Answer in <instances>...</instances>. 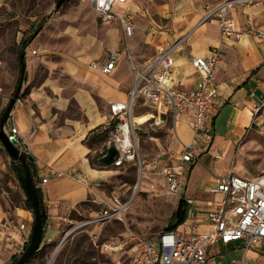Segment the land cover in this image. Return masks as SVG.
<instances>
[{
  "label": "crops",
  "instance_id": "0c3cea01",
  "mask_svg": "<svg viewBox=\"0 0 264 264\" xmlns=\"http://www.w3.org/2000/svg\"><path fill=\"white\" fill-rule=\"evenodd\" d=\"M222 1L129 0L127 8L135 14L134 34L129 39H125L116 23H98L96 29L91 27L90 31L84 30L79 16L65 24L53 19L55 17L44 18L32 41L23 48L25 80L21 97L12 111V119L20 140L27 144L31 152L27 160L45 206V243L55 242L65 228L76 223L75 213L96 214L97 211L93 210L97 208L98 199L111 196L105 188L112 187L115 173L91 163L92 147L85 141L99 128L109 125L110 104L126 101L132 76L124 56L116 62L115 70L109 75L92 69L90 62L103 60L109 51H123L125 46L137 61L146 62L155 53L143 51L145 46L154 47L148 43L147 33L151 28L166 26L157 23V20L171 22L169 31L175 38L191 30L182 44V52L175 54L174 77L180 89L193 90L199 80V75L190 64L191 56L207 57L215 47H220L221 52L216 72L218 113L214 116L211 140L206 149L203 145L195 146L199 161L192 166L187 187L179 199L183 198L186 202L187 218L176 231L185 237L189 211L206 209L219 200V196L210 191L217 178L229 172L245 177L239 174L244 167L240 154L264 147V42L253 37L221 42L218 25L214 21L194 28L205 7L211 8ZM231 16L237 29L254 27L264 31V2L237 4ZM79 21L81 24L78 25ZM184 21L186 24L182 28L180 24ZM40 22L33 20L25 28L21 39L25 33L35 30ZM30 46L31 51L27 52ZM11 96L10 90L0 87V117ZM259 107L262 108L256 113ZM177 130L181 141L188 143L191 130L185 116L180 118ZM171 148L173 152H178L180 146L177 140L172 139ZM161 154L166 162V153ZM220 162L226 165L221 167L218 165ZM155 178L159 185L161 178ZM43 179L48 180L46 184L41 183ZM114 192L113 186L111 194ZM24 194L23 191L25 199ZM179 201L175 204L170 201L173 204L172 213ZM27 210L18 209L28 218L31 211ZM4 215L0 203V218ZM206 229L205 224L198 226L200 232ZM25 232L29 237L30 231ZM213 247L217 253L219 247L232 253L229 264L234 257L238 262L242 258L238 244ZM213 247L208 249L209 260ZM246 262L263 264L262 250L250 249Z\"/></svg>",
  "mask_w": 264,
  "mask_h": 264
},
{
  "label": "built area",
  "instance_id": "2783aa9c",
  "mask_svg": "<svg viewBox=\"0 0 264 264\" xmlns=\"http://www.w3.org/2000/svg\"><path fill=\"white\" fill-rule=\"evenodd\" d=\"M128 1L88 0L97 20L103 25L116 23L121 27L125 39L132 38L135 29V14L127 8ZM249 2L264 0H224L211 8L205 7V12L194 28L214 21L218 25L221 42L243 37H253L264 42V31L254 27L237 29L232 19L231 12L235 5ZM190 32L175 38L165 26L151 28L146 37L148 43L154 45L155 53L144 63L137 61L125 46L123 51H109L103 60L89 64L92 69L109 75L115 70L116 62L124 56L131 72L132 85L126 101L110 104L109 124L118 120L113 140L119 152L111 166L120 167L127 160H132L139 167L138 182L127 200L121 203L119 192L98 199L102 212L96 223L103 224L114 216L123 220L122 213L140 193L145 173L161 178L160 194L156 193L157 185L149 186L155 192L154 196L177 203L187 187L192 166L199 161L195 146L203 145L206 149L211 140L213 119L219 109L216 72L221 62V52L220 47H215L207 57L191 56L190 64L199 75V80L193 90L180 89L174 77L175 54L182 52V44ZM261 108H256V113ZM137 109L152 112L149 120L154 118L156 123L164 120L171 122L169 132L171 138L178 141L180 149L178 152H165L168 157L166 162L163 161V154L147 157H141L138 153L131 154L134 148L132 134H135L132 118ZM183 116L187 118L191 130L188 143L181 141L177 130V124ZM13 121L11 113L6 125L7 140L28 158L31 152L27 144L20 140ZM3 148L0 143V149ZM47 181L43 179L41 183L46 184ZM210 191L218 195L219 200L206 209L194 208L189 211L185 237L176 230L165 228L157 236L146 239L128 232L120 244L109 242L106 249L122 250L130 245L137 253L134 264H208L210 247L232 244L240 245L242 250L240 262L234 257L232 264H253L246 262V254L252 248L261 249L264 257V171L250 178L229 172L217 178ZM200 224H205L208 229L200 232Z\"/></svg>",
  "mask_w": 264,
  "mask_h": 264
},
{
  "label": "rangeland",
  "instance_id": "374dc122",
  "mask_svg": "<svg viewBox=\"0 0 264 264\" xmlns=\"http://www.w3.org/2000/svg\"><path fill=\"white\" fill-rule=\"evenodd\" d=\"M56 1L0 0V87L10 90L12 95L19 75L18 52L22 33L33 20L41 21L47 18ZM76 16H79L84 23V30L92 31L91 27L96 29L100 23L88 0H67L59 9V13L58 11L51 13L50 18L55 17L53 19L63 21L65 24ZM157 23H163L171 30V22L163 19L157 20ZM185 24L184 21L180 25L183 28ZM153 50L154 47L145 46L143 51L149 54L153 53ZM30 51L31 46L27 52ZM150 113L152 112L137 109L134 111V117L150 116ZM170 127V121L164 120L156 123L154 118L144 124H135V134L134 136L132 134L134 148L131 154L138 153L141 157H147L172 151ZM103 129L100 128L94 133L98 134ZM113 137L114 131L109 134L104 143L93 144L90 155L93 165H96L93 163L96 156H100L105 148L114 145ZM3 150L0 155V203L5 215L0 218V264H12V257L15 255L18 259L23 252V245L28 240V233L25 231L28 230L31 234L34 216L30 212L27 218L25 213L18 211V209L27 210L22 195L23 189L17 175L13 172L10 158L4 148ZM240 159L244 167L240 169L239 174L249 178L264 171V147L241 153ZM218 165L224 167L226 164L220 162ZM106 169L115 173L112 187L114 186L115 191L121 194V203L124 202L128 196L133 194L138 182L137 162L135 164L132 160H127L120 167L108 166ZM228 170L231 168L226 171ZM157 182L158 180L153 176L147 173L143 175L140 193L122 213L123 220L119 216H114L103 224L96 223L102 212V205L98 202L96 210H93L97 211L96 214L93 212L90 215L87 212L84 215L75 213L76 223L65 228L55 242L47 244L43 239L39 253L26 264H134L137 253L130 245H126L122 250L114 251L106 249V245L112 241L116 245L120 244L124 240L123 236L128 232H133L144 239L153 238L167 226L173 204L161 196H154L155 192H152L149 186L157 185L156 193L160 194L161 188ZM112 187L105 188L108 195H112ZM88 207L90 204L87 205ZM86 223L88 225L76 230L64 240L69 232ZM219 250V253L215 247L210 250L209 264H229L232 253L229 254L221 247Z\"/></svg>",
  "mask_w": 264,
  "mask_h": 264
},
{
  "label": "water",
  "instance_id": "95a60500",
  "mask_svg": "<svg viewBox=\"0 0 264 264\" xmlns=\"http://www.w3.org/2000/svg\"><path fill=\"white\" fill-rule=\"evenodd\" d=\"M65 1L66 0H57L51 13L53 14V12L58 11ZM51 13L47 15L46 20L51 16ZM24 55L25 49L21 51L20 61L22 64V69L19 83L0 117V143L3 145L11 162L15 164L20 185L34 212V221L32 224L28 246L22 252L17 261L13 262L12 264H26V262L40 249L42 244L43 216L45 215V209L41 208L40 206L41 201L37 195V187L33 181L27 157L20 150L16 149L12 144L8 142L5 130L8 118L12 113L17 101L19 100V95L22 90L23 75L25 72ZM118 155L119 152L117 150V147L115 145H111L107 148L106 154L98 159V162L104 167L111 166ZM76 230H78V227L69 232L65 236L64 240Z\"/></svg>",
  "mask_w": 264,
  "mask_h": 264
},
{
  "label": "trees",
  "instance_id": "16d2710c",
  "mask_svg": "<svg viewBox=\"0 0 264 264\" xmlns=\"http://www.w3.org/2000/svg\"><path fill=\"white\" fill-rule=\"evenodd\" d=\"M67 2V0L64 2V4ZM63 4V5H64ZM62 5V6H63ZM44 19L41 20V22L39 23L38 26L35 27V30H32V32H27L23 35L21 41H20V50L18 52V59H19V75H18V79H17V82H16V86H15V89L19 83V79H20V76H21V69H22V64H21V61H20V57H21V51L23 50L24 47H27L29 45V43L32 41V38H33V35L34 33L39 29V27L41 26L42 22H43ZM23 79L25 80V72H24V75H23ZM15 92V90H14ZM21 97V94L19 95V98ZM5 110V109H4ZM3 110V111H4ZM3 113V112H2ZM118 124V120L114 121V122H111L107 127H105L100 133L98 134H95L93 133L91 135V137L87 138L86 139V144L89 146V147H92L93 144L95 143H104L108 137H109V134L111 132H113L116 128V125ZM100 129V128H99ZM106 151L107 149L105 148V150L103 151V153L100 155V156H96L94 158V162L96 164V166H100L102 167V165L98 162V159L105 155L106 154ZM29 164V162H28ZM30 166V164H29ZM11 167L13 169V172L15 175H17L16 173V167H15V164L11 162ZM25 195V194H24ZM37 195L40 199V206L41 208H44L45 209V206H44V203H43V199H42V194L40 192V190L37 188ZM24 204L26 206V208L28 210H30L34 216V212H33V208L29 202V200L27 199L26 195H25V201H24ZM187 218V209H186V202L184 201V199L182 198L177 207L174 209L172 215H171V218L167 224V226L165 227L166 230H176L180 225H182L185 220ZM45 223H46V215L43 216V230H42V241H43V233H44V227H45ZM29 239H30V235L28 237V240L27 242H25V244L23 245V251L27 248L28 246V243H29ZM40 249L26 262L28 263L30 260H32L37 253H39ZM17 261V257L14 255L12 257V262H15Z\"/></svg>",
  "mask_w": 264,
  "mask_h": 264
},
{
  "label": "bare ground",
  "instance_id": "6f19581e",
  "mask_svg": "<svg viewBox=\"0 0 264 264\" xmlns=\"http://www.w3.org/2000/svg\"><path fill=\"white\" fill-rule=\"evenodd\" d=\"M148 120H149V116H146V115H143V116H140V117H134L133 116L132 123H134V124H144ZM85 225H88V223L78 226V229H80L81 227H84Z\"/></svg>",
  "mask_w": 264,
  "mask_h": 264
}]
</instances>
